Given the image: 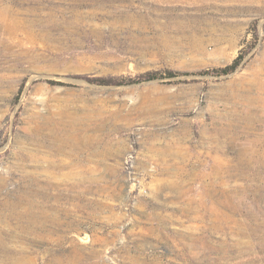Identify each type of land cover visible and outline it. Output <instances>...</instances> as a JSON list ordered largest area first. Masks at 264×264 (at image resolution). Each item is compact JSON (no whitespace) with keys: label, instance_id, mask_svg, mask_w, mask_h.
<instances>
[{"label":"rangeland","instance_id":"rangeland-1","mask_svg":"<svg viewBox=\"0 0 264 264\" xmlns=\"http://www.w3.org/2000/svg\"><path fill=\"white\" fill-rule=\"evenodd\" d=\"M0 264H264V0H0Z\"/></svg>","mask_w":264,"mask_h":264},{"label":"trees","instance_id":"trees-1","mask_svg":"<svg viewBox=\"0 0 264 264\" xmlns=\"http://www.w3.org/2000/svg\"><path fill=\"white\" fill-rule=\"evenodd\" d=\"M243 56L240 55L238 56L231 64L222 67V68H216L213 70H205L202 71L201 74H217V75H226V74H230L233 73L237 70V68L240 66L241 62H242ZM178 74H182L180 72H173L170 71L169 72V76H177ZM162 75H160L159 72H146L144 74L139 75L136 78H132V77H122V78H115V77H109V78H105V77H96L94 79H89L88 77H86V79L89 82L92 83H96L99 85H129V84H134V83H140V82H144V81H151V80H155L160 78ZM78 78H85L84 75H79Z\"/></svg>","mask_w":264,"mask_h":264}]
</instances>
